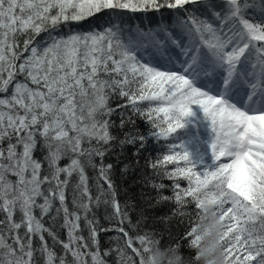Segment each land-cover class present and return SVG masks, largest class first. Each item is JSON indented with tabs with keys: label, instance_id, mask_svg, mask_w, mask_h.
<instances>
[{
	"label": "snow or ice",
	"instance_id": "snow-or-ice-1",
	"mask_svg": "<svg viewBox=\"0 0 264 264\" xmlns=\"http://www.w3.org/2000/svg\"><path fill=\"white\" fill-rule=\"evenodd\" d=\"M150 12L146 29L125 19ZM97 14L102 24L71 29ZM149 141L161 145L143 178L151 206L173 205L165 223L191 218L164 248L105 162L131 147L138 164ZM61 217L66 239L44 223ZM101 232L113 234L103 249ZM217 256L264 264V0H0V264Z\"/></svg>",
	"mask_w": 264,
	"mask_h": 264
},
{
	"label": "trees",
	"instance_id": "trees-1",
	"mask_svg": "<svg viewBox=\"0 0 264 264\" xmlns=\"http://www.w3.org/2000/svg\"><path fill=\"white\" fill-rule=\"evenodd\" d=\"M104 14H97L95 17H91L88 20L81 22L80 24H73L71 25V29L73 31H86L90 27L100 25L104 22ZM125 19L127 22L133 26L139 24L141 28H147L153 26L156 21L159 19L158 14L156 13H148L145 16L144 13H127L125 14ZM151 21V23H149ZM69 31L68 27H64L61 29V34H67ZM119 101H112V106L115 107L116 103ZM118 121V117H113ZM137 127L141 131H145L147 125H145L142 121L137 120ZM115 131V130H114ZM161 145L157 144L154 141H149L146 144L144 150L140 152L138 157L139 163L136 164V157L132 155L134 149L128 147L125 149L122 156L117 158L116 154L113 153L112 155L106 157L105 162L111 163L113 165V171L111 173L112 180L116 185V190L118 193V199L120 200L121 204L128 202L130 205V212L132 216L133 222H136L138 219H142L141 223V231L144 230H152L155 231L158 238H161V247H167L169 245H173L180 240V238L184 235L185 231L189 228V220L190 217H184L181 220L179 217H174L169 220L167 223L163 222L160 218L169 216L171 214V210L173 205L170 203H164L158 206H151L154 204L155 192L145 186L144 184V177L150 175L149 169L146 167V162L149 159H154L158 154H160ZM40 153H37L39 156ZM67 161H62L61 163H66ZM125 164L129 165L128 171L126 173L122 172V169ZM88 175L90 178H94L95 173L91 168L87 169ZM75 178H73V181ZM164 183H169L168 181H164ZM93 193H95V187L93 185ZM166 194H169L166 192ZM72 200V185H69L68 188V205L69 208L72 207L71 205ZM96 216L98 217L100 224L102 226L107 227L108 222L104 219L105 217V210L104 207L101 206L99 209L95 210ZM62 217L58 218L55 223H53L49 218H45V226L50 227L55 231L60 239H66V231L61 227L62 224ZM83 220H81V226L83 227ZM83 235L87 236V230L85 229L82 233ZM47 235V234H45ZM113 235L112 233H104L101 232L99 236L100 246L101 248L109 247V237ZM49 245H52L53 241L51 238H48ZM56 251L60 252L61 248L59 245H56ZM185 256L189 253L187 249H181ZM157 259L160 260L161 253H156ZM110 264H112L110 258Z\"/></svg>",
	"mask_w": 264,
	"mask_h": 264
},
{
	"label": "clouds",
	"instance_id": "clouds-1",
	"mask_svg": "<svg viewBox=\"0 0 264 264\" xmlns=\"http://www.w3.org/2000/svg\"><path fill=\"white\" fill-rule=\"evenodd\" d=\"M209 219H211V217H209ZM211 239H212L213 241H215V239H216V235H215V233L213 234V236H212ZM201 264H203V262H201ZM216 264H221V260H220L219 256H217V262H216Z\"/></svg>",
	"mask_w": 264,
	"mask_h": 264
}]
</instances>
